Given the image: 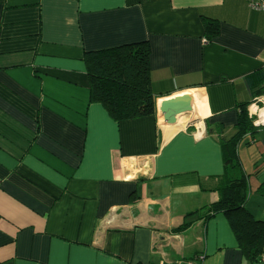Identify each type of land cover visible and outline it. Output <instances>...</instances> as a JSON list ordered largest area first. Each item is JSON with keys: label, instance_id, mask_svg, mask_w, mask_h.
Wrapping results in <instances>:
<instances>
[{"label": "crops", "instance_id": "1", "mask_svg": "<svg viewBox=\"0 0 264 264\" xmlns=\"http://www.w3.org/2000/svg\"><path fill=\"white\" fill-rule=\"evenodd\" d=\"M255 1L0 0V264H177L203 253V264H248L223 216L170 231L219 199L224 162L209 128L234 134L236 106L250 100L244 78L264 67ZM204 18L221 23L210 43ZM144 41L153 87L170 95L154 117L115 123L89 104L85 54ZM178 98L189 114L167 135L157 100ZM258 142L240 149L246 171L254 153L264 159V129ZM254 179L248 209L264 220V174Z\"/></svg>", "mask_w": 264, "mask_h": 264}, {"label": "trees", "instance_id": "2", "mask_svg": "<svg viewBox=\"0 0 264 264\" xmlns=\"http://www.w3.org/2000/svg\"><path fill=\"white\" fill-rule=\"evenodd\" d=\"M203 25L207 42L219 37V21L204 18ZM84 62L90 83L89 104L101 105L115 123L154 117L156 99L170 95L157 92L153 87L151 45L148 41L86 53ZM244 84L250 100L236 106L238 120L234 134L228 137L221 126L209 128L220 144L224 162V172L215 190L219 199L189 213L182 225L172 229L170 234H185L196 223L207 226L214 218L223 216L244 260L248 264H261L264 261V220L248 209L250 181L260 178V171L257 169L254 176L245 170L240 149L257 145L264 129L254 123V117H249L250 106L260 100L258 97H264V67L247 75ZM258 192L264 196V182L260 184ZM207 258L205 253L194 254L177 264H203Z\"/></svg>", "mask_w": 264, "mask_h": 264}, {"label": "water", "instance_id": "3", "mask_svg": "<svg viewBox=\"0 0 264 264\" xmlns=\"http://www.w3.org/2000/svg\"><path fill=\"white\" fill-rule=\"evenodd\" d=\"M160 110L164 116V124L170 126L177 125L178 119H181L189 114V108L181 103L179 98L164 102L161 105Z\"/></svg>", "mask_w": 264, "mask_h": 264}, {"label": "rangeland", "instance_id": "4", "mask_svg": "<svg viewBox=\"0 0 264 264\" xmlns=\"http://www.w3.org/2000/svg\"><path fill=\"white\" fill-rule=\"evenodd\" d=\"M258 107L259 108H255L253 109L254 112H258V111H261L260 108L261 107H264V100H259L258 102ZM256 105V103H254ZM264 113V111L261 112V117H262V114ZM263 121H264V118H263ZM260 126V125H259ZM260 155H257V153H254L252 155V158H250V165L249 167L251 168V174H253L254 176L257 175V171L259 170L260 171V174H264V159H262L261 157H259ZM264 157V153H263V156ZM262 159V160H261ZM252 161V162H251ZM258 169V170H257ZM256 180V179H254Z\"/></svg>", "mask_w": 264, "mask_h": 264}, {"label": "bare ground", "instance_id": "5", "mask_svg": "<svg viewBox=\"0 0 264 264\" xmlns=\"http://www.w3.org/2000/svg\"><path fill=\"white\" fill-rule=\"evenodd\" d=\"M178 97L179 98H182L185 102H187L188 105L193 109V111L197 113V111H196L197 110V103H196L195 98H193L192 96H190V94H188V93H182ZM174 98H177V97H174ZM162 101L163 100H161V99H158L157 100V109H158V116H159L160 120L162 121V123L164 124V116H163V114L161 113V110H160V104H161ZM195 117H196V115H195ZM178 123H179V119L177 121V124ZM164 126L166 128V131L165 132L168 135L169 130H170L169 129L170 128V125H165L164 124Z\"/></svg>", "mask_w": 264, "mask_h": 264}, {"label": "clouds", "instance_id": "6", "mask_svg": "<svg viewBox=\"0 0 264 264\" xmlns=\"http://www.w3.org/2000/svg\"><path fill=\"white\" fill-rule=\"evenodd\" d=\"M258 99L264 100V97H258ZM255 108H256L255 104L250 106V108H249V117H251L254 114L253 109H255ZM208 115L211 116L212 113L209 112ZM254 123L259 125L260 121L257 120ZM205 133H206V128L203 125V120H201L199 122V124L197 125V132L192 135V138H193L194 141L199 142L200 140H202L204 138Z\"/></svg>", "mask_w": 264, "mask_h": 264}, {"label": "built area", "instance_id": "7", "mask_svg": "<svg viewBox=\"0 0 264 264\" xmlns=\"http://www.w3.org/2000/svg\"><path fill=\"white\" fill-rule=\"evenodd\" d=\"M249 1H252V0H249ZM255 5L253 6L254 10H257V11H260V10H264V1L263 0H257L255 1L254 3ZM258 103H256V107L259 108L258 106ZM254 112V111H253ZM252 117H254L257 120L260 121L259 125L261 124V111H258V112H254V114L252 115Z\"/></svg>", "mask_w": 264, "mask_h": 264}]
</instances>
